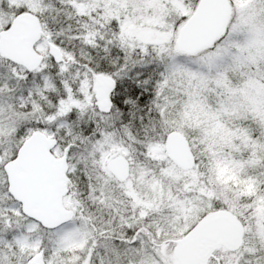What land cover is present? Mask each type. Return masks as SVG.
Masks as SVG:
<instances>
[{"label": "snow or ice", "instance_id": "obj_1", "mask_svg": "<svg viewBox=\"0 0 264 264\" xmlns=\"http://www.w3.org/2000/svg\"><path fill=\"white\" fill-rule=\"evenodd\" d=\"M0 264H264V0H0Z\"/></svg>", "mask_w": 264, "mask_h": 264}]
</instances>
